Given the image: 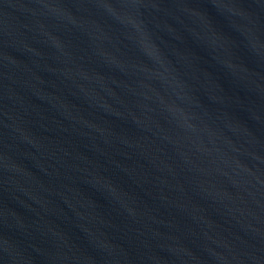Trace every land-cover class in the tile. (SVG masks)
Segmentation results:
<instances>
[{
    "label": "water",
    "instance_id": "1",
    "mask_svg": "<svg viewBox=\"0 0 264 264\" xmlns=\"http://www.w3.org/2000/svg\"><path fill=\"white\" fill-rule=\"evenodd\" d=\"M0 264H264V0H0Z\"/></svg>",
    "mask_w": 264,
    "mask_h": 264
}]
</instances>
